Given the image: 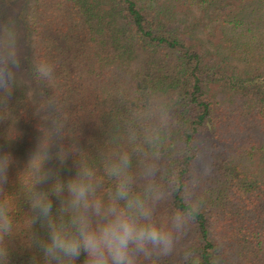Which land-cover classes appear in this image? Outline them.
Masks as SVG:
<instances>
[{
	"label": "trees",
	"instance_id": "1",
	"mask_svg": "<svg viewBox=\"0 0 264 264\" xmlns=\"http://www.w3.org/2000/svg\"><path fill=\"white\" fill-rule=\"evenodd\" d=\"M9 22L25 69L10 94L0 93V156L13 161L3 187L14 195L18 226L9 264H42L32 235L47 239V228L38 221L31 230L19 177L52 126L44 117L65 126L53 156L60 145L68 150L63 164L47 165L53 178L38 190L50 191L56 177H74L81 151L102 174L129 104L149 86L175 97L169 166L182 178L202 172L203 207L181 247L202 264L213 256L264 264V0H0V27ZM34 55L56 68L53 87L33 82L42 96H27L24 86ZM111 187L106 179L105 192ZM182 205L177 194L159 212ZM181 255L161 264H184Z\"/></svg>",
	"mask_w": 264,
	"mask_h": 264
},
{
	"label": "clouds",
	"instance_id": "2",
	"mask_svg": "<svg viewBox=\"0 0 264 264\" xmlns=\"http://www.w3.org/2000/svg\"><path fill=\"white\" fill-rule=\"evenodd\" d=\"M21 37L12 22L0 27V93L10 94L19 74L24 72ZM30 80L25 82L27 96L43 95L36 85H55V64L34 55L28 62ZM175 97L160 88L146 87L135 93L128 106L116 147L103 159L102 174L94 164L79 158L74 177L66 182L54 179L50 191L38 186L53 178L47 167L53 158L62 164L68 150L63 145L55 156L51 149L65 135L64 124L54 118L51 128L43 131L35 151L20 174V189L32 214L28 224L38 221L47 228V239L32 235V245L39 247L42 264H161L165 258L181 255L184 264H202L195 249L181 247L182 238L200 214L201 171L187 177L169 166V145L177 125ZM41 112L37 109V115ZM71 151L75 152L73 146ZM135 161V166H134ZM10 155L0 156V264H9L8 239L16 235V201L4 192ZM21 177H25L24 182ZM112 187L105 192V180ZM179 194L183 205L167 214L159 209ZM59 207L53 212V199ZM210 264H219L217 257Z\"/></svg>",
	"mask_w": 264,
	"mask_h": 264
}]
</instances>
